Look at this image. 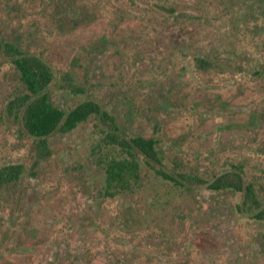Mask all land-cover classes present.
<instances>
[{
	"label": "rangeland",
	"instance_id": "1",
	"mask_svg": "<svg viewBox=\"0 0 264 264\" xmlns=\"http://www.w3.org/2000/svg\"><path fill=\"white\" fill-rule=\"evenodd\" d=\"M0 40L49 63L59 108L96 101L168 169L239 176L264 205V0H0ZM21 88L0 50V166L24 165L0 191V264H264L241 192L177 187L138 158L139 185L104 197L105 123L40 149L7 109Z\"/></svg>",
	"mask_w": 264,
	"mask_h": 264
},
{
	"label": "trees",
	"instance_id": "2",
	"mask_svg": "<svg viewBox=\"0 0 264 264\" xmlns=\"http://www.w3.org/2000/svg\"><path fill=\"white\" fill-rule=\"evenodd\" d=\"M0 50L8 56L9 62L19 73L22 88L8 102L9 115L22 125V130L38 140V146L44 148L47 136L54 132L66 133L91 116L99 118L108 127L104 131L103 141L118 147V155L107 157L103 161L105 173L102 196L114 197L123 192L133 191L141 180L140 158L147 167L177 187L189 184H206L212 190H222L231 187L242 194L240 209L248 208L256 211L253 217L264 220V205L257 196L254 183L244 182L238 176L237 182H231L225 176L207 181L197 174L168 169L161 161L156 149L157 139L153 136L128 137L120 133L113 116L93 100H84L69 110L56 106L50 99L49 86L54 79V73L49 63L39 54L24 53L17 46L0 40ZM199 62H206L199 59ZM62 86L77 92L69 72L62 76ZM43 145V146H42ZM24 171L22 163H11L0 166V191L3 187L16 182Z\"/></svg>",
	"mask_w": 264,
	"mask_h": 264
}]
</instances>
